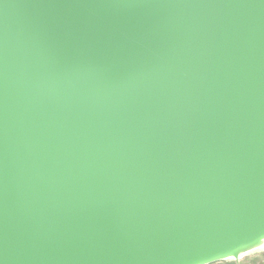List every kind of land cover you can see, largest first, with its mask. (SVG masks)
<instances>
[{
	"label": "water",
	"instance_id": "water-1",
	"mask_svg": "<svg viewBox=\"0 0 264 264\" xmlns=\"http://www.w3.org/2000/svg\"><path fill=\"white\" fill-rule=\"evenodd\" d=\"M262 250L264 0H0V264Z\"/></svg>",
	"mask_w": 264,
	"mask_h": 264
},
{
	"label": "rangeland",
	"instance_id": "rangeland-1",
	"mask_svg": "<svg viewBox=\"0 0 264 264\" xmlns=\"http://www.w3.org/2000/svg\"><path fill=\"white\" fill-rule=\"evenodd\" d=\"M239 261L241 262V264H264V250L245 255ZM223 263L233 264L236 262L231 261Z\"/></svg>",
	"mask_w": 264,
	"mask_h": 264
},
{
	"label": "snow or ice",
	"instance_id": "snow-or-ice-1",
	"mask_svg": "<svg viewBox=\"0 0 264 264\" xmlns=\"http://www.w3.org/2000/svg\"><path fill=\"white\" fill-rule=\"evenodd\" d=\"M227 255H229V254L217 253L214 258L201 261L200 264H223L222 257H225ZM232 255H237V254H232Z\"/></svg>",
	"mask_w": 264,
	"mask_h": 264
},
{
	"label": "crops",
	"instance_id": "crops-1",
	"mask_svg": "<svg viewBox=\"0 0 264 264\" xmlns=\"http://www.w3.org/2000/svg\"><path fill=\"white\" fill-rule=\"evenodd\" d=\"M223 264H229V263H223ZM233 264H241V262L239 261H237L236 263H233Z\"/></svg>",
	"mask_w": 264,
	"mask_h": 264
}]
</instances>
